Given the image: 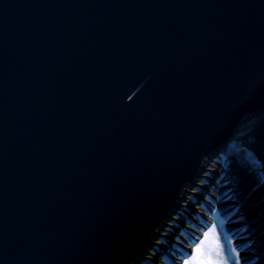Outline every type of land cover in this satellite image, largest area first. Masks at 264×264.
Returning <instances> with one entry per match:
<instances>
[{
  "label": "water",
  "instance_id": "obj_1",
  "mask_svg": "<svg viewBox=\"0 0 264 264\" xmlns=\"http://www.w3.org/2000/svg\"><path fill=\"white\" fill-rule=\"evenodd\" d=\"M262 109L264 0H0V264H127Z\"/></svg>",
  "mask_w": 264,
  "mask_h": 264
},
{
  "label": "rangeland",
  "instance_id": "obj_2",
  "mask_svg": "<svg viewBox=\"0 0 264 264\" xmlns=\"http://www.w3.org/2000/svg\"><path fill=\"white\" fill-rule=\"evenodd\" d=\"M258 114L257 118L261 122V126L258 129L259 134L253 133L254 135L250 134L235 142L236 145L241 143L246 156V161L243 158L239 161L244 166L246 165L247 169L252 166L254 168L255 164H257L256 167L261 170L258 172L257 177L254 176L255 178L252 179L251 190L253 192L262 187L264 188V179L261 178L264 176L262 172L264 170V115H262L263 113ZM252 118L255 119V117ZM249 119L253 121V119ZM248 125L247 122L240 129H246ZM247 162L251 163L250 166ZM207 168L209 172L214 171L212 173L214 177H217L215 175L218 173L216 172L217 170L221 173V169L216 163L208 165ZM206 171L204 170L201 175L212 177L210 174H205L207 173ZM231 177L233 179V176ZM229 183H231V180L228 179L226 184ZM233 183L237 185L238 192L242 193V186H239L240 183L236 181H233ZM216 184L217 192L216 194L211 192V195L208 180L202 177L195 179L194 184L188 188L186 197L180 201L181 204L173 211L168 222L171 223L170 226L167 225L166 229L164 228L166 239L162 237L160 244L158 240H154L156 243L152 244V247L148 248V252L144 254L146 258L151 259L150 262L146 261L148 262H145L146 264H242V262L243 264H247L240 252L237 250L232 251L230 248V245L233 246L234 243L240 242L241 237L237 235L234 227L230 225L231 221H229L228 216L231 215L232 217V213L227 214V216L221 215L223 210L217 201V198L219 199L220 196L218 193L220 188L218 181ZM256 197L264 206V194H259ZM226 199L228 200L229 198L226 197ZM173 225L176 229H172ZM229 231L233 232L234 240L230 237ZM206 236L207 239H205ZM162 240H164L163 243ZM259 246V243L257 246H252L253 253H256V256H258V259L257 257L255 258L254 264H264L263 247L256 251V248ZM152 248L155 250L153 251ZM198 248L200 249L199 252H197ZM157 250L161 252L162 256H158L159 252ZM260 256L262 257L261 259L259 258ZM163 257H166L167 262L163 261ZM141 261L142 257H139L137 264H140Z\"/></svg>",
  "mask_w": 264,
  "mask_h": 264
},
{
  "label": "bare ground",
  "instance_id": "obj_3",
  "mask_svg": "<svg viewBox=\"0 0 264 264\" xmlns=\"http://www.w3.org/2000/svg\"><path fill=\"white\" fill-rule=\"evenodd\" d=\"M258 113H263L262 115H264V109L250 112L246 115H242L241 119L231 132L230 136L223 142H220L218 145L212 148L204 156L194 176L184 184L175 203H173L169 211L159 221L157 227L152 230L151 234L146 239L144 245L139 248L138 254H136L135 257L130 259L127 264H137L139 257H142V261L140 264L148 263L146 261L150 262L151 259L146 258V255L144 256V254L148 252L147 249L152 247V244L156 243L154 242V240H158V243L160 244L162 237L166 239L164 230L166 229L167 225L170 226L171 224L168 222L170 221L173 211H175L178 205L181 204L180 201H182L186 197L188 188L192 184H194L195 179L200 177L205 178V180H208L210 194L211 192L216 194V182L218 181L220 187L218 193L220 196L219 199L217 198V201L223 210V214L221 213V215L227 216V214L232 213V217L231 215L228 216L229 221H231L230 225L234 227V230L237 235L241 237L240 245H238L236 250L242 254V257L247 264L255 263V258L257 257L258 259V256H256V253H253L252 246H257L259 243L260 246L256 248V251L260 250L261 247H263L264 252V206L258 201L256 197L259 194H264V188L262 187L252 193V179L257 177L258 172L261 170L256 167L257 164H255L256 166H254V168L252 166L247 169L245 167L246 165L244 166V164L239 161L242 160V158L244 159V161H246V156L244 154V149L241 143L236 145L235 142L241 140L242 137L249 136L250 134H259L258 129L261 126V122L257 118L259 116ZM252 117H255V119H253ZM249 118L253 119V121H251ZM247 122L249 125L246 127V129H240V127ZM212 162L218 164L221 169V173H219L218 170L216 171L218 172L215 174L217 177H214V175H212L214 171H208L207 167L208 165L213 164ZM247 163H249L250 166L251 163ZM204 170H207V173L205 174H210V176L212 177H208L207 175L202 176L201 174ZM262 172L264 173V170ZM231 176H233V179ZM261 178L264 179V176ZM228 179L231 180V183L226 184ZM233 181L240 183L239 186H242V193L238 192V189L236 187L237 185L233 183ZM226 197L229 198V201L226 199ZM229 205L231 206L229 209H227ZM172 229H176V227L173 225ZM163 242L164 240H162V243ZM152 250L154 251L155 249L152 248ZM157 252H159L158 256H162L159 250H157ZM143 257L147 260H145ZM259 258L261 259L262 257L260 256Z\"/></svg>",
  "mask_w": 264,
  "mask_h": 264
},
{
  "label": "snow or ice",
  "instance_id": "obj_4",
  "mask_svg": "<svg viewBox=\"0 0 264 264\" xmlns=\"http://www.w3.org/2000/svg\"><path fill=\"white\" fill-rule=\"evenodd\" d=\"M205 239H207V236L205 237ZM199 251H200V249L198 248V249H197V252H199Z\"/></svg>",
  "mask_w": 264,
  "mask_h": 264
}]
</instances>
